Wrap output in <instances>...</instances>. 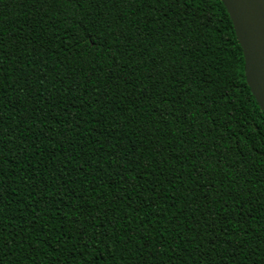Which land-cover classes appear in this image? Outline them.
Masks as SVG:
<instances>
[{
	"label": "trees",
	"instance_id": "16d2710c",
	"mask_svg": "<svg viewBox=\"0 0 264 264\" xmlns=\"http://www.w3.org/2000/svg\"><path fill=\"white\" fill-rule=\"evenodd\" d=\"M0 264H264L220 0H0Z\"/></svg>",
	"mask_w": 264,
	"mask_h": 264
},
{
	"label": "water",
	"instance_id": "95a60500",
	"mask_svg": "<svg viewBox=\"0 0 264 264\" xmlns=\"http://www.w3.org/2000/svg\"><path fill=\"white\" fill-rule=\"evenodd\" d=\"M244 59L246 84L264 113V0H220Z\"/></svg>",
	"mask_w": 264,
	"mask_h": 264
}]
</instances>
